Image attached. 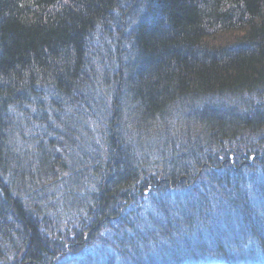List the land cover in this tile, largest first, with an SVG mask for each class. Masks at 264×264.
Wrapping results in <instances>:
<instances>
[{"label": "trees", "instance_id": "16d2710c", "mask_svg": "<svg viewBox=\"0 0 264 264\" xmlns=\"http://www.w3.org/2000/svg\"><path fill=\"white\" fill-rule=\"evenodd\" d=\"M69 254L264 264V0H0V264Z\"/></svg>", "mask_w": 264, "mask_h": 264}, {"label": "rangeland", "instance_id": "374dc122", "mask_svg": "<svg viewBox=\"0 0 264 264\" xmlns=\"http://www.w3.org/2000/svg\"><path fill=\"white\" fill-rule=\"evenodd\" d=\"M178 195H180V194H178ZM180 197V196H179ZM155 198H156V201H163V202H167V203H169V205H170V208H171V210H170V212L172 211V213H168V214H166V215H168L169 217H168V221H169V218L171 219V218H175L174 216H177L178 215V213H179V209L176 207V205L178 204V202L180 201V202H183L182 201V198L181 199H178V200H173L174 198H171L170 196L168 197V198H164L162 195H160V194H156L155 195ZM163 199H165V200H163ZM155 201V200H154ZM156 203V202H155ZM190 204V202L188 203V205ZM175 206V207H174ZM146 208H147V210H145V208H143V210H144V212H149V213H151V214H154V215H156L157 213H159L158 212V210L160 211V208H159V206H157L156 204L155 205H153V204H151V205H148V204H146V206H145ZM181 209H185L184 208V205L183 206H181ZM73 210V213H69V214H72L75 218H77L78 219V217H81L82 219H83V210H81V209H72ZM71 211V210H70ZM163 212V211H162ZM185 213V212H184ZM184 213H179V214H181L180 216H182ZM63 215H66V213L65 214H63ZM160 216V215H159ZM230 218H232L231 217V215H228ZM227 220H228V218H227ZM166 221V220H165ZM167 221V222H168ZM174 221H176V220H174ZM77 222V221H76ZM167 222H165V224L164 225H167L166 223ZM170 222V221H169ZM230 228H231V226H229ZM224 228H226V227H224ZM229 228V229H230ZM218 232H220L219 234H221L222 235V233L223 232H225V229H224V231H222V230H220V229H218ZM224 234V233H223ZM101 234H99V236H100ZM86 248H84L82 251H84ZM81 254V252H79L78 254H76L77 256L78 255H80ZM113 254H115V252H112V251H109V253H107V255L109 256V257H112V258H116L117 260L118 259H120L119 257H118V255H116V257H114L113 256ZM92 255H93V253H92ZM91 259V258H90ZM95 259H96V256H93V261H94V263L96 262L95 261ZM90 262L91 261H89L88 262V264H90ZM79 263H81L80 261L78 262V260H76L75 259V257H73L72 255H67V256H64L62 259H61V262L59 261L57 264H79ZM92 264H93V262H92Z\"/></svg>", "mask_w": 264, "mask_h": 264}, {"label": "bare ground", "instance_id": "6f19581e", "mask_svg": "<svg viewBox=\"0 0 264 264\" xmlns=\"http://www.w3.org/2000/svg\"><path fill=\"white\" fill-rule=\"evenodd\" d=\"M167 223H168V222H167ZM167 223H166V224H167Z\"/></svg>", "mask_w": 264, "mask_h": 264}]
</instances>
